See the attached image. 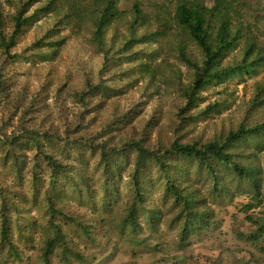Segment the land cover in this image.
Returning <instances> with one entry per match:
<instances>
[{
  "label": "trees",
  "instance_id": "16d2710c",
  "mask_svg": "<svg viewBox=\"0 0 264 264\" xmlns=\"http://www.w3.org/2000/svg\"><path fill=\"white\" fill-rule=\"evenodd\" d=\"M121 1L18 0L13 3L8 0L14 5V12L7 20L4 3L0 0V51L13 57L11 49L25 29L48 14L59 15L73 30L80 29L88 17L93 27V40L104 52L98 82L88 79L86 87L78 94L85 105L92 103V109L87 111L91 113L127 93L123 78L105 77L113 68L111 58L101 45L109 27L123 19L128 23V36L117 52L128 64L135 65L122 75L129 76L139 68L150 80L158 78L159 86H174L178 100L168 122L169 144L156 149L135 144L137 163L129 176L132 201L124 222L136 229L141 227L138 212L154 181L153 174L157 173L164 183L165 195L172 197L175 207L179 208L178 219H185L180 236L184 247L188 244L190 230H201L210 225L212 207L208 206L207 197L196 183L208 185L210 193L216 197H230L235 190L238 194H250L246 212L264 204V169L258 161L264 152V121L249 124L244 120L236 128L217 133L207 140L189 138L195 125L211 118L213 113L221 112V103L207 102L204 93L234 77L256 74L257 68L264 66V46L259 43L254 24L248 18L246 0H129L132 3L129 10L120 7ZM142 25L150 28L137 37L136 31ZM54 30L50 31V37L54 36ZM38 43L49 44L45 40ZM140 43L151 45L152 50L135 51V46ZM192 44L200 56L189 47ZM169 45L175 51L176 60L189 73L187 80L182 77L180 67L169 73H159L164 63L160 50ZM239 45L241 58L227 62L229 54ZM6 90L8 78L0 72V100ZM263 105L264 86H258L249 110ZM138 109H142V104L134 103L131 108L114 111L98 133H77L74 131L80 129L77 125L63 134L57 130L30 128L26 123L10 135L0 132V251L6 254L0 257V264H15L16 260H22L23 248L16 243L15 234L25 237V231L30 230L31 223H21L20 217L28 205L37 203H42L45 220L50 226V233L42 236V264H51L54 255L68 264L81 258L80 252L69 245L60 219L79 226L84 232L88 229L83 221L65 212L62 197L71 189L74 193H83L82 185L88 195L95 194L91 184L95 176L90 171L91 159L99 154L103 161L108 160L111 155L108 137L131 123ZM159 121L160 117L154 113L145 126L153 129ZM27 152H33V163L29 167ZM70 161L77 164L74 165L76 176L68 170ZM99 177L104 195L112 198L116 192L120 194L116 172L105 167ZM244 182L247 187H243ZM29 210L28 206L26 213ZM247 220L256 226L252 236L263 237L264 214L260 217L247 215Z\"/></svg>",
  "mask_w": 264,
  "mask_h": 264
},
{
  "label": "rangeland",
  "instance_id": "374dc122",
  "mask_svg": "<svg viewBox=\"0 0 264 264\" xmlns=\"http://www.w3.org/2000/svg\"><path fill=\"white\" fill-rule=\"evenodd\" d=\"M12 1L16 3L18 0ZM1 2L8 20L14 12V5L8 0ZM245 2L249 10L248 18L254 24L253 30L264 46V0ZM131 6L129 0L120 3L124 10H129ZM149 28L147 25L140 26L136 36L144 34ZM52 29H55L52 32L54 36L50 37ZM127 36L128 23L123 19L108 28L101 45L111 58L113 68L105 77L123 78L127 93L109 100L102 109L91 113L87 111L92 109V103L85 105L78 94L86 87L88 79L98 82L104 52L93 40V27L88 17L80 29L73 30L61 21L59 15L48 14L25 29L17 45L11 49L13 57L0 51V72L8 78V90L0 100V132L6 135L21 129L23 123L30 128L57 130L63 134L77 125L80 127L74 130L77 133H98L114 111L131 108L134 103L142 104V109L137 110V116L131 123L108 137L111 151L108 160L103 161L99 154L91 159L90 171L95 173L91 184L95 194L88 195L82 185L83 193H74L75 190L71 189L62 197L65 212L83 221L88 229L84 232L79 226L60 219L69 245L82 255L70 264H264V236L254 238L252 231L256 226L247 220L250 214L263 216L264 204L246 212L245 205L251 200L248 193L238 194L235 190L230 197H216L210 193L208 185L196 183L207 197L208 206L212 207L210 225L201 230H190L188 244L182 247L180 236L185 219H178L179 208L175 207L172 197L165 195L164 183L154 173L146 201L138 212L141 227L136 229L125 224L124 218L132 201L129 176L137 163L135 144L140 143L148 149L169 144L171 131L168 122L178 100V91L174 86H159L158 78L150 80L139 68L130 72L129 76L122 75L135 65L128 64L117 52ZM42 40L49 44H39L38 41ZM189 47L200 56L195 45ZM134 50H145L144 53L152 50V46L140 43ZM160 51L164 63L159 73H169L180 67L182 77L187 80L189 73L176 60L170 45ZM241 55L239 45L226 61H238ZM258 86H264V66L257 68V73L251 76L234 77L220 86L211 87L204 95L207 102L221 103V112H215L211 118L195 125L189 132V138L207 140L217 133L236 128L241 121L249 124L264 121V105L249 110ZM154 113L160 121L155 128H147L145 124ZM26 154L29 167L33 163V152ZM72 154L75 157L76 152ZM258 161L264 169V152ZM74 165L77 166L76 162H68V170L76 176ZM105 167L116 172L118 177L120 194L116 192L112 198L104 195L99 177ZM242 184L247 187L245 182ZM33 205H28L29 212L26 213L27 206L20 217L21 223H31V226L25 231V237L15 234L16 243L23 248L22 260H16L15 264H42V236L50 233V226L45 220L42 203ZM35 223L36 226L33 225ZM3 255H6L5 252L0 251V257ZM51 264L68 263L54 255Z\"/></svg>",
  "mask_w": 264,
  "mask_h": 264
}]
</instances>
